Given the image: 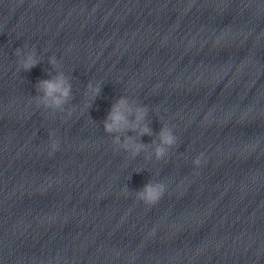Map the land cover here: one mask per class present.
<instances>
[{
    "label": "clouds",
    "instance_id": "clouds-1",
    "mask_svg": "<svg viewBox=\"0 0 264 264\" xmlns=\"http://www.w3.org/2000/svg\"><path fill=\"white\" fill-rule=\"evenodd\" d=\"M14 55L17 71H29L41 62L35 46L29 47L27 43L23 47L16 48ZM48 63L55 69L56 74L51 78L40 80L36 84L37 95L31 96L37 108L56 113L64 112L65 105L73 99L72 83L70 77L62 71V63L53 54L48 57ZM101 84H93L91 81L85 86L84 95L87 97L85 107H91L89 101L95 100L100 95ZM75 111V106L67 109V115L71 116ZM149 108L141 104L137 99L127 95H121L112 105L106 119L103 121L104 132L112 137L111 143L116 151L123 150L135 159L144 153L145 159L165 160L169 156V149L175 147L178 137L174 132V127L161 123V128L155 134V139L151 144L141 142L139 137L144 135L153 136L148 120ZM129 132L135 135H128ZM49 154L52 155L60 150V141L57 138L56 130L49 131ZM203 153L193 159V165L199 167L202 164ZM142 170V169H141ZM167 185L162 181L151 179L140 190L130 191L125 185L124 191L127 194H135L137 201L146 205H155L164 196Z\"/></svg>",
    "mask_w": 264,
    "mask_h": 264
}]
</instances>
